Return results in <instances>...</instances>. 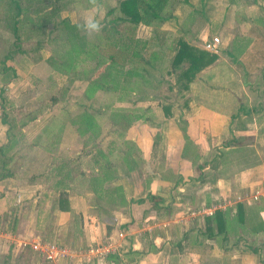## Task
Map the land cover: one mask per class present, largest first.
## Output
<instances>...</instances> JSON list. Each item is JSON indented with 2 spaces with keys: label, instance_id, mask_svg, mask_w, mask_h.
Returning a JSON list of instances; mask_svg holds the SVG:
<instances>
[{
  "label": "crops",
  "instance_id": "1",
  "mask_svg": "<svg viewBox=\"0 0 264 264\" xmlns=\"http://www.w3.org/2000/svg\"><path fill=\"white\" fill-rule=\"evenodd\" d=\"M106 1L99 0L101 7ZM237 7L245 8L239 18L234 15ZM91 10L93 6L84 12ZM166 10L169 16L159 29L203 48L216 35L207 37V29L196 24H209L229 58L219 54L190 82L185 97L169 99L171 116L163 117L152 107L148 119L135 121L124 137L129 143L123 154L119 144L101 148L112 169L104 185H120L126 205L107 203L91 189L90 178L105 166L102 156L91 158L92 152L87 164L96 165L98 172L90 167L79 179L71 172L57 176L56 164L47 175L26 178L25 170L13 168L14 175L1 177L0 201L11 199L38 211L34 224L28 225L27 207H20L9 224L0 226V264L7 254L10 264H47L31 246L32 238L75 246L76 253L62 264L264 261V0H169ZM6 125H0V146L8 142ZM9 163L10 169L15 166ZM58 181L63 185L56 186ZM62 190L70 210L59 209ZM238 202L262 220L256 235L234 222L226 225L235 226L236 233L225 235L215 220L208 221L216 210L231 217ZM98 244L110 251L101 256L88 252Z\"/></svg>",
  "mask_w": 264,
  "mask_h": 264
},
{
  "label": "rangeland",
  "instance_id": "2",
  "mask_svg": "<svg viewBox=\"0 0 264 264\" xmlns=\"http://www.w3.org/2000/svg\"><path fill=\"white\" fill-rule=\"evenodd\" d=\"M18 1L23 3L22 7H28L27 13L23 12L22 16L17 18L19 20L25 15H28L36 7L46 8V10L50 9V1L48 0L37 4L35 0ZM26 1H29L30 4L26 5ZM117 2L118 0L113 2L107 0L105 6H102V9L100 8L101 11L96 8L94 11L91 10L86 13L84 9L88 10V8L92 7V5L89 4V0L51 1V4L53 3V8L57 6L61 7V10L58 15H56L57 17H55L51 23H48L47 30L44 34L40 35L36 32L30 33L29 29L31 26H27L26 24L20 28L18 35H15L11 13H9V15L7 14L8 12L6 13L8 10L7 0H0V119L2 113L5 112L7 119L10 120V123L13 125L12 131L19 142L8 155L16 158L17 163L14 164V168L19 165L17 167V169H19L18 172L23 173L25 170L24 175L26 178L33 173L39 172H43L47 175L52 165H59L61 162H65L67 166L69 164L68 168L71 170V173H74L75 179L81 178L82 174L80 175V173L83 171L88 175L90 167L97 171L95 169L96 165L92 164L91 166V162L87 164L89 159L88 156L90 155L87 153L92 152L91 158H93L96 149H113V147L118 144L119 151H123L124 149V137L122 138L119 135L120 130L112 119L114 117L111 118V110L138 106L147 107V105L155 107L159 97H166L169 95L171 99L176 96L177 88L169 89L170 87L168 85L171 83L176 87L175 82H177L176 80L179 72L174 74L166 73L165 68H163L168 65L166 60L163 62L162 67L165 76L160 77L156 75L152 84H148L140 93L135 92L137 95L145 94L149 99L145 102H136L134 105L129 101L135 98L129 101L119 102L116 100V102H114L115 97H113V93L104 91H97L94 98L88 100L84 94L86 82L78 79L70 81L68 78L70 74L67 75L59 71V67L62 65L61 61L65 59L66 53L70 49L76 47L69 38V31L66 29L64 30L60 21L67 19L70 22L74 21V23H80L82 22L83 15L98 13V18L105 26L109 24L111 18V15L106 11L116 6ZM244 9V7H237L234 10L235 17L239 18L240 15L242 16L245 14ZM217 12L221 13V9H217ZM207 13L209 14V10ZM206 14H201L205 20H207ZM192 16L190 18H192ZM262 25H264L263 22ZM138 26H140L139 30L137 28L135 33L139 35V37L153 38L155 36V28L153 26L147 30L142 25ZM159 26H161L160 23L158 24V27ZM209 26V24L208 27L205 26L202 22L196 24V28L207 29V37L214 35L218 36ZM129 27L130 26L127 24L119 25V29L126 33L129 32ZM214 28L217 29L216 27ZM102 32L96 35L94 39H89L80 31L81 34L86 36L87 40L93 42H98V38L103 34ZM167 33L169 32L167 31ZM175 33L167 34L166 38L169 39H167L168 41L164 47H162L164 50H167L174 37L182 39ZM197 33L200 35L202 31L198 30ZM219 38L221 40V37ZM199 46L196 47L203 49L202 45ZM224 49L225 44L221 40L216 53L218 56L220 54L229 58L224 52ZM8 55H11V57ZM48 57L53 58L54 64L47 61ZM91 68L96 69L94 61L81 62L77 66V70L79 71L91 70ZM207 77L209 78V76ZM64 86H68V90L64 95L65 100H62L60 92ZM112 102L114 103L111 108L103 109V105ZM155 108L159 110L157 112H160L158 107ZM84 110H95L97 112L96 120L100 124L101 134H99V137L96 139H89V135L87 134L80 135L76 129V125L71 124V119L75 120ZM151 110L154 109L151 108ZM102 111H105V113H102ZM61 125L62 130L58 132V128ZM6 127L9 129L8 124ZM45 127H47V129L43 130ZM57 136H59L58 139L56 138ZM122 151L120 152L121 154ZM24 158L25 162L22 163ZM19 161H21V164L18 163ZM75 186L77 187V184ZM20 207H27V210H29L27 215L28 225L34 224L36 212L38 211L37 208H32L25 204L21 206V202L5 199V201H0V211L4 214L0 218V225L6 226L9 224L12 214L17 212ZM20 227L21 226L18 225L19 229ZM23 233L26 234V232ZM34 239L37 238H32V240H30L33 241ZM46 241L56 243L59 240ZM57 244L60 245V242ZM69 249L76 250V247H69ZM43 258L45 259L44 256ZM45 261L46 260H44V262Z\"/></svg>",
  "mask_w": 264,
  "mask_h": 264
},
{
  "label": "trees",
  "instance_id": "3",
  "mask_svg": "<svg viewBox=\"0 0 264 264\" xmlns=\"http://www.w3.org/2000/svg\"><path fill=\"white\" fill-rule=\"evenodd\" d=\"M35 1L37 4L46 0ZM48 1H50V9L46 10V8L36 7L28 15L19 20L17 18L22 16L23 12L27 13L28 7H22L23 3H20L18 0H7L8 10L6 13L8 12V15L11 13L15 35H18L20 28L26 24L27 26H31L29 29L30 33L36 32L42 35L46 32L48 23H51L61 10V7H52L53 3L51 4V1L54 2L55 0ZM168 2L169 0H118V5L107 11L111 15V18L109 24L104 26L103 34L98 38V42L87 40L86 36L81 34L77 29V23H71L67 19L61 20V26H63L64 30L69 31V38L76 47L66 53L65 59L61 61L60 70H58L61 73L70 74L68 76L70 81L77 79L85 81L84 94L88 100L93 99L97 91H104L113 93V97H115L114 102L116 100L119 102L129 101L135 98L129 101L134 105L136 102H145L149 99L147 95H137L135 92L140 93L144 90V87L152 84L156 75L160 77L165 76L162 67L163 62L166 60L168 65L163 67L166 73L174 74L179 72L177 82H175L176 87H174V84L169 83V89L177 88L175 100H177V97H185V92L189 90L190 82L196 78L201 70L212 64L218 58V54L189 45L185 40L175 37L172 39V43L168 46L167 50L162 48L168 41L166 38L168 33L165 30L159 29L158 24L169 16L166 10ZM25 4L28 5L30 2L26 1ZM120 24L129 25V32H122L119 29ZM140 24L153 26L155 28V36L153 38L138 37L135 30ZM228 54L229 56H233L231 51ZM8 56L11 57V55ZM47 61L53 63V58L48 57ZM90 61L95 62L96 69L77 70L79 63ZM67 90L68 86H64L61 89L62 100H65L64 95ZM169 99L170 96L168 95L166 97H159L156 101L155 107H158L162 111L163 117H169L172 114L171 107L173 103ZM114 102L103 105V109L111 108ZM151 108L150 105H147V107L138 106L111 110L110 115L111 118L114 117L112 119L115 121L117 127H119V135L122 138L125 137L127 130L135 121L148 119L149 116L147 114L150 113ZM102 113H105V111H102ZM96 114L95 110H84L75 120L71 119V124L76 125V129L80 135L87 134L89 135V139H96L101 134ZM0 121L2 124L9 125V129L6 131L8 143L5 146H0L1 178L14 175V166L10 169L8 165L10 164V160L16 163V158L8 154L13 151V148L17 146L19 141L12 131L13 125L7 119L5 112L2 113ZM46 129L47 127L43 130ZM61 130L62 125L59 126L58 132ZM56 138L58 139L59 136ZM124 142L122 141L124 145L129 143L128 140H124ZM98 155L104 158L105 166L109 165L104 166L102 172L96 173L97 175L90 178L91 189L99 199H104L107 203L126 205L128 200L125 198L120 185L112 188L104 185L105 180L112 178V172L110 173L112 169L106 153L100 148L96 149L94 157ZM68 166L65 162L56 165L54 168L56 175L63 176V178L70 175V169L66 172ZM101 180L103 183H100ZM62 185V181L56 183V186ZM58 204L60 210H70L67 193L63 190L59 193ZM245 211L247 212L245 213ZM209 219L208 221L215 220L218 225V232L223 231L225 235L231 232L236 233V224H239L241 229L247 228V232L256 235L260 231L261 224H263L259 216L255 215L251 210H245L241 202L236 204V213L231 215V217L230 215L229 217H225L220 210H216L214 215ZM231 222L235 223L232 229L230 225H226ZM107 229L109 230V228ZM9 257V254L4 256L3 264H10ZM260 264H264V261H261Z\"/></svg>",
  "mask_w": 264,
  "mask_h": 264
},
{
  "label": "built area",
  "instance_id": "4",
  "mask_svg": "<svg viewBox=\"0 0 264 264\" xmlns=\"http://www.w3.org/2000/svg\"><path fill=\"white\" fill-rule=\"evenodd\" d=\"M219 44L220 38L214 36L204 42L203 48L210 52H216ZM31 246L45 257L47 264H62L63 261H66L76 253L75 250H70L55 242H44L38 238L32 241ZM109 251L108 246L99 244L90 247L88 250L89 253L99 256L107 254Z\"/></svg>",
  "mask_w": 264,
  "mask_h": 264
},
{
  "label": "clouds",
  "instance_id": "5",
  "mask_svg": "<svg viewBox=\"0 0 264 264\" xmlns=\"http://www.w3.org/2000/svg\"><path fill=\"white\" fill-rule=\"evenodd\" d=\"M89 4L92 5L94 9L101 7L99 0H89ZM98 16V13L83 15L82 22L76 24L77 29L83 32L89 39H94L104 28V24Z\"/></svg>",
  "mask_w": 264,
  "mask_h": 264
}]
</instances>
